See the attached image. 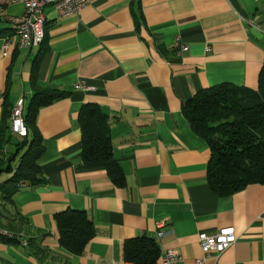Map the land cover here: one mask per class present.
Returning a JSON list of instances; mask_svg holds the SVG:
<instances>
[{
    "label": "crops",
    "instance_id": "0c3cea01",
    "mask_svg": "<svg viewBox=\"0 0 264 264\" xmlns=\"http://www.w3.org/2000/svg\"><path fill=\"white\" fill-rule=\"evenodd\" d=\"M23 10L16 3L0 14ZM44 11L39 46L20 48L11 31L0 34V126L10 124L19 98L27 114L33 75L41 86L68 92L32 116L45 182L20 189L12 204L0 203V225L19 234L0 238V264H135L123 247L140 237L158 244L155 264L166 249L192 264L202 255L198 233L226 226L234 228L235 242L207 263L264 264V184L227 195L213 191L209 146L182 112L203 88L257 87L264 0H94L70 16ZM7 37L12 42L4 52ZM85 103L107 116L120 183L103 162L82 159L78 114ZM10 175L0 172V183ZM67 209L84 210L95 227L81 254L58 242L55 215Z\"/></svg>",
    "mask_w": 264,
    "mask_h": 264
},
{
    "label": "trees",
    "instance_id": "16d2710c",
    "mask_svg": "<svg viewBox=\"0 0 264 264\" xmlns=\"http://www.w3.org/2000/svg\"><path fill=\"white\" fill-rule=\"evenodd\" d=\"M9 31V26L0 28V34ZM31 84L33 101L27 114H24L22 107L25 134L11 132L14 105L10 110V124L3 122L0 126V172L11 173L0 183V203L12 204L13 196L20 189L45 182L37 162L43 145L39 135L29 131L33 125L32 116L38 107L68 92L41 86L34 75ZM182 112L192 131L209 146L207 182L213 191L227 195L249 184H264V62L256 88L232 83L203 88L183 103ZM78 122L83 161H101L112 180L117 183L123 181L120 166L111 151L107 116L96 104L85 103L79 111ZM11 139L17 147L12 153L8 151V146L13 144ZM20 150L22 153L17 162L15 160ZM55 221L59 244L74 254H81L88 240L95 234V227L84 210L67 209L57 213ZM123 252L125 258L135 264H155L160 249L153 239L140 237L126 241Z\"/></svg>",
    "mask_w": 264,
    "mask_h": 264
},
{
    "label": "built area",
    "instance_id": "2783aa9c",
    "mask_svg": "<svg viewBox=\"0 0 264 264\" xmlns=\"http://www.w3.org/2000/svg\"><path fill=\"white\" fill-rule=\"evenodd\" d=\"M94 0H0V10L5 7L21 3L24 10L21 14L5 16L9 23L11 35L16 38V44L20 48L31 49L41 44L45 37L44 24L46 22L45 7H52L60 17L74 15L83 7ZM10 35V36H11ZM12 42L10 37L4 39L3 50L8 49ZM181 50H186L187 46L181 44ZM23 99L19 98L12 108L11 132L24 135L26 131L22 115ZM158 237L164 235L162 223L157 224ZM18 233L13 232L0 225V238L11 239L18 237ZM235 233L232 226L219 228L213 233H198L199 245L202 255L195 258L192 264H208L207 259L212 255H219L235 242ZM22 244H26L22 240ZM182 256L174 249H166L158 264H182Z\"/></svg>",
    "mask_w": 264,
    "mask_h": 264
},
{
    "label": "rangeland",
    "instance_id": "374dc122",
    "mask_svg": "<svg viewBox=\"0 0 264 264\" xmlns=\"http://www.w3.org/2000/svg\"><path fill=\"white\" fill-rule=\"evenodd\" d=\"M7 26H9V23L5 21L3 15L0 14V27H7Z\"/></svg>",
    "mask_w": 264,
    "mask_h": 264
}]
</instances>
